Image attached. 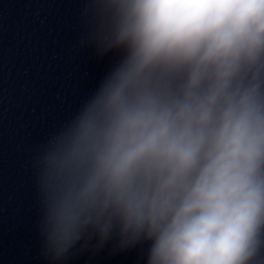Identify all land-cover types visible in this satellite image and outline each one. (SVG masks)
<instances>
[{
  "label": "clouds",
  "instance_id": "9594fccd",
  "mask_svg": "<svg viewBox=\"0 0 264 264\" xmlns=\"http://www.w3.org/2000/svg\"><path fill=\"white\" fill-rule=\"evenodd\" d=\"M119 60L35 158L59 258L91 236L145 264L264 245V0H107Z\"/></svg>",
  "mask_w": 264,
  "mask_h": 264
}]
</instances>
